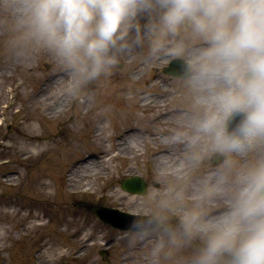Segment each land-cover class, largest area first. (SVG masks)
<instances>
[{"label":"rangeland","instance_id":"374dc122","mask_svg":"<svg viewBox=\"0 0 264 264\" xmlns=\"http://www.w3.org/2000/svg\"><path fill=\"white\" fill-rule=\"evenodd\" d=\"M25 4L26 0H0V206L4 212L11 210V203L16 204L12 210L19 209L18 217L9 212L12 218L9 224L0 225V264H169L170 260L186 264L201 243L199 237L174 244L165 229L146 233L119 231L70 203L84 201L130 213H150L170 221L175 218L178 230L187 209L199 206L206 219L210 214L223 213L229 208L224 202L215 207L206 206L210 200L219 202L220 195L204 193L207 182L203 178L202 184H198L199 204L184 205L180 209L182 201L165 194L174 182L162 174L159 176L148 161L154 156L153 145L143 146L138 140L136 149H119L117 153L135 154L140 150L141 155L112 160L108 174L83 179L81 183L75 179L70 186L66 182L70 157L84 160L108 147H112L113 154L115 141L118 142L123 132L134 130V134L145 135L153 126L158 129L155 142L161 143L165 126L171 130L182 129L177 123L165 125L164 120L159 119L171 109L182 111L173 121L183 115L196 118L187 78L163 73V68L176 57L163 51L153 53L144 41L120 51L117 63L108 72L77 82L56 54L31 34ZM17 8L21 13L13 12ZM153 80L157 81L156 85ZM141 98H158L161 103L144 102V106ZM107 107L113 112L106 111ZM121 116L127 117L124 126L118 124ZM40 117H43L41 121ZM102 125L110 129L99 131ZM76 131L79 134H75ZM187 142L189 145L183 146L196 149L190 140ZM72 143L79 145L72 148ZM36 144H41L42 151L34 156ZM261 148L264 141L240 153L241 159L234 166H247L264 157ZM161 149L165 148L159 145V151ZM213 153L203 148L202 155L198 154L199 166L205 170L214 166L211 164ZM221 155V163L214 168L224 166L225 161L231 159L227 154ZM37 170L45 175L37 177ZM124 170H129L130 174L123 173ZM7 171L11 172L10 183L3 181ZM132 176H140L148 182L146 194L133 195L121 188V182ZM191 177L192 173L179 182L184 184ZM37 187H42L43 192L37 193ZM230 187L227 193L223 189V197L228 201L231 200ZM165 204L169 206L164 207ZM35 214H38L37 219ZM33 222L37 226L35 231L31 227ZM103 250L106 254L102 257Z\"/></svg>","mask_w":264,"mask_h":264},{"label":"clouds","instance_id":"9594fccd","mask_svg":"<svg viewBox=\"0 0 264 264\" xmlns=\"http://www.w3.org/2000/svg\"><path fill=\"white\" fill-rule=\"evenodd\" d=\"M31 34L77 82L99 77L118 53L147 41L153 53L185 58L200 114L191 144L217 154L243 153L264 141V0H26ZM216 182H230V207L212 221L199 206L171 242L199 237L189 264H264V157L225 161ZM169 205L165 204L164 207Z\"/></svg>","mask_w":264,"mask_h":264},{"label":"bare ground","instance_id":"6f19581e","mask_svg":"<svg viewBox=\"0 0 264 264\" xmlns=\"http://www.w3.org/2000/svg\"><path fill=\"white\" fill-rule=\"evenodd\" d=\"M14 13H21L20 10L14 9L13 11ZM153 83L156 85L157 81L153 80ZM190 88V86H189ZM165 91H168V89H164ZM163 90L161 91V93L163 92ZM190 90H192L190 88ZM42 90L38 91V94H41ZM175 94V92H174ZM192 94H193V103L195 105V111H194V116H198L200 114L198 106H197V102H196V94L193 92L192 90ZM124 98L125 95H122ZM152 97H154L155 95H150ZM176 96V95H175ZM143 100L141 101V103H143L142 105L145 106V103L148 105H155V104H159L160 105V101H158V98H154V100H147V98H142ZM145 102V103H144ZM163 102V101H162ZM109 108V109H108ZM55 109H53L52 111H54ZM106 111H109L110 113L113 112V109L111 107H107L105 109ZM199 113H196V112ZM178 112H182L181 110L178 109H171L168 110L165 113L161 114V116H159V119L164 120V124L168 125L171 123H177L180 127H182V129H180L181 131L183 130L184 133H182L179 129H172L169 127L165 126V133H164V137L163 139H160L161 143H156V137H158V129H156V126H153L151 129H149L148 131L146 130V134H141V133H137L134 134V130H128L122 133V136L118 139V142L116 143L115 141V151L113 152V154L111 153V148L112 147H108L107 149L104 150H99V151H95L94 154L88 156L86 159L84 160H73L71 157L68 158V160L70 161V171L69 174L67 176V184L68 186L72 185L73 183H75V179H79L78 182L80 181V183L83 181V179H91L93 176H102L104 173L109 172L110 170V162L112 160L117 161L116 158H121V156H124V159H128V158H134V155H141L142 151L140 150H136L135 154H126V153H122V152H118V150H122V151H130L132 149H136V143L139 141L142 142V145L145 146L147 144H151L154 147V158H149L148 161H150V164L153 166V169L157 170L159 176H165L167 178H170V180L174 183H172V188L170 189V191H167L165 194L168 195L171 199H175V200H180L182 201V203H179V208H184V205H197L199 204V200L200 197L198 196L199 193V189H198V184H202L201 180L202 178L207 182L206 185L204 186V193H212L214 195H220V201H207L206 202V206L210 207V205H212L213 207L215 206H219L221 205V203H225L227 206L230 207V200L228 201V199H224V190L226 191V193L228 192V188L230 185V182H225L221 188L219 190L216 189V182L219 178V175L221 174L222 171L225 170L224 166L217 168H214L215 166L218 167L217 165H214L210 168H207L205 170L204 167H200L199 166V161H198V154L200 153V155H202V149L204 148L203 144H197L196 149L193 147L190 149V147L186 148V146H183L185 143H187L186 145L188 146L189 143L187 142V140H189L187 137L189 135L192 134L193 131V122L195 118H192L188 115H183L181 117H178V121H173L174 119H177V115ZM102 113V112H101ZM100 113V114H101ZM188 113V112H187ZM48 116H52V114H49ZM47 116V117H48ZM126 118L125 116H121L118 124H121L120 126H124L126 125ZM172 118V119H171ZM41 119H43V117H40V121ZM163 123V122H162ZM99 131H101V129L105 130H109L110 128L102 125V127L98 128ZM138 131V130H135ZM164 131V130H163ZM75 134H79L77 131L74 132ZM133 133V134H131ZM179 136V137H178ZM177 137V138H176ZM78 142L80 143V137ZM79 143H72L71 147L72 148H76ZM181 143H183L181 146H179ZM158 146H157V145ZM159 145H161L162 147H164V150H160L159 151ZM117 147V149H116ZM180 147V148H179ZM200 148V149H198ZM41 144H36L34 145V149H33V154L38 155L40 154L41 150ZM190 149V151H188ZM116 152V153H115ZM260 153H264V148H261ZM226 155V154H225ZM228 155V154H227ZM240 153H233L231 154V159L233 160L234 163L238 164V160L241 159V157H239ZM241 166H244L243 164H241ZM155 167V168H154ZM126 169V168H125ZM10 171H7L4 174L5 179L3 180L5 183H10L12 181V177L10 176ZM123 173L125 174H130L129 170H124ZM192 173V177L191 179L184 183L181 184L179 181L182 179V177L187 176L188 174ZM162 174V175H161ZM45 175V173H41V171L37 170V177L43 176ZM88 186V185H87ZM91 186V185H90ZM89 187H86L88 190L90 189ZM224 189V190H223ZM230 190L232 191V188L230 187ZM36 192L37 193H42L43 192V188L42 187H37L36 188ZM109 196H112L111 194H108ZM201 199H203V197H201ZM118 201V200H117ZM121 201V200H119ZM118 201V202H119ZM174 201V200H173ZM183 201H186L187 203H184ZM203 201V200H202ZM213 202V203H212ZM221 202V203H220ZM2 206V203H0ZM210 204V205H209ZM0 206V225L2 223L5 222V224H9V220L12 219L11 217V213H15L16 217L19 216V213L17 214L18 210H12V208L16 207V204L11 203L10 204V208L11 210L4 212L3 207ZM227 210V208H226ZM223 210V213L226 211ZM223 213H214V214H210L207 216L206 220L208 221H212L215 220L216 218H218L221 214ZM36 217L38 214L33 215ZM29 225V224H28ZM31 225V224H30ZM18 226V225H17ZM16 226V227H17ZM32 230H36L37 226H35L34 222L32 224ZM26 228H30V227H26ZM19 234V233H18ZM10 239V238H9ZM174 262H172V260H170L169 264H172ZM186 264H189V261H185ZM177 264V263H174Z\"/></svg>","mask_w":264,"mask_h":264},{"label":"water","instance_id":"95a60500","mask_svg":"<svg viewBox=\"0 0 264 264\" xmlns=\"http://www.w3.org/2000/svg\"><path fill=\"white\" fill-rule=\"evenodd\" d=\"M171 67L172 68L168 70L169 72L179 76H186L184 61L175 60L171 64ZM123 187L126 190L138 193H143L145 190L144 183H142L138 177L126 180L123 184ZM70 205L73 207L86 209L92 212L103 223L109 224L112 227L121 230L144 231L153 229L159 225L157 220L151 216L129 215L111 208L91 206L83 201L71 202Z\"/></svg>","mask_w":264,"mask_h":264},{"label":"flooded vegetation","instance_id":"af4514ba","mask_svg":"<svg viewBox=\"0 0 264 264\" xmlns=\"http://www.w3.org/2000/svg\"><path fill=\"white\" fill-rule=\"evenodd\" d=\"M164 223H165L166 225H170L169 223H171L172 225H170V226H172V228H174V229H175V228H176V229L178 228L177 225H176V223H175L174 221L165 220ZM161 229H165V226L163 225V227H162Z\"/></svg>","mask_w":264,"mask_h":264}]
</instances>
